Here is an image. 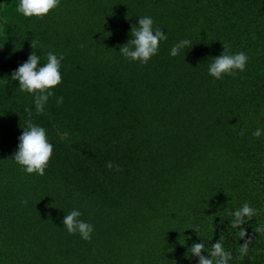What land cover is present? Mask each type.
I'll return each mask as SVG.
<instances>
[{"label": "trees", "instance_id": "1", "mask_svg": "<svg viewBox=\"0 0 264 264\" xmlns=\"http://www.w3.org/2000/svg\"><path fill=\"white\" fill-rule=\"evenodd\" d=\"M18 2L0 0V264H198L190 247L221 236L235 257L245 240L229 212L244 202L259 214L233 264H264V136L252 135L264 127V0H61L42 20ZM143 16L168 35L146 65L119 52ZM184 38L193 47L171 57ZM223 43L250 60L217 81L207 63ZM49 51L64 56L62 84L40 113L12 74ZM28 121L54 145L44 176L11 160ZM74 208L91 241L63 228Z\"/></svg>", "mask_w": 264, "mask_h": 264}, {"label": "clouds", "instance_id": "2", "mask_svg": "<svg viewBox=\"0 0 264 264\" xmlns=\"http://www.w3.org/2000/svg\"><path fill=\"white\" fill-rule=\"evenodd\" d=\"M61 5V0H19L16 5V11L26 18L35 17L45 19ZM132 39L119 50L121 55L129 62H138L146 65L149 61L159 54L161 44L168 40L163 28L156 25L151 16L139 17L138 25H133L131 29ZM224 44V52L216 58H211L208 64V74L214 80H223L226 76H235L238 73L246 71L249 63V56L238 51L230 53L229 45ZM34 49L40 48L38 40L31 41ZM83 47V45H81ZM192 41L190 38H184L173 44L169 55L178 57L186 54V49H191ZM63 54H57L49 51L42 62L41 56L31 54L26 62L21 64L12 74V79L19 82V90L31 94L34 98V106L37 112L43 113L45 105L49 98L55 96V89L62 84V61ZM63 102V97L57 98V104ZM27 110V109H26ZM244 134V130H241ZM61 138L68 135L67 132H57ZM256 138L264 136V127H257L252 133ZM54 145L52 144L48 130L40 124L28 121L23 127L22 135L19 137V143L16 152L13 154L14 161L25 173L38 176H44L53 158ZM109 169L113 168V162L109 161L106 165ZM119 171V166H116ZM25 203H27L25 201ZM259 214V209L244 202L240 207L231 210L230 228L236 231L239 240H245L239 244L237 255L224 246V238L212 243L206 247L204 243H195L189 249V257H198V264H233L234 260H242L249 255L252 239H245L248 234L243 227ZM83 213L79 209H72L63 217V228L70 235H79L84 241H91L95 233V226L82 219ZM201 225H194L197 232L201 231ZM255 233H264V225H258ZM204 253H207L205 255Z\"/></svg>", "mask_w": 264, "mask_h": 264}]
</instances>
